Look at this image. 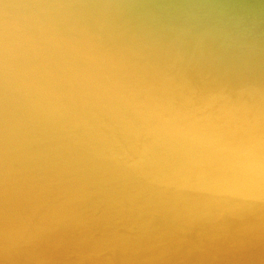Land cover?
Wrapping results in <instances>:
<instances>
[{
	"label": "bare ground",
	"instance_id": "obj_1",
	"mask_svg": "<svg viewBox=\"0 0 264 264\" xmlns=\"http://www.w3.org/2000/svg\"><path fill=\"white\" fill-rule=\"evenodd\" d=\"M0 264H264V0H0Z\"/></svg>",
	"mask_w": 264,
	"mask_h": 264
}]
</instances>
